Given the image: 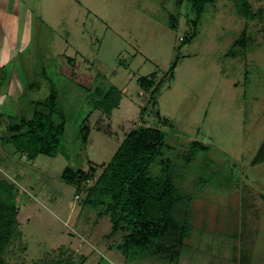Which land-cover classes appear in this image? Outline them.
I'll return each mask as SVG.
<instances>
[{"label":"rangeland","instance_id":"obj_1","mask_svg":"<svg viewBox=\"0 0 264 264\" xmlns=\"http://www.w3.org/2000/svg\"><path fill=\"white\" fill-rule=\"evenodd\" d=\"M248 2L262 20L241 18L234 0H215L191 38V17L173 0H0V139L9 119L31 117L49 83L66 117L54 158L31 161L0 145V178L14 186L19 208L7 263L168 264L126 260L116 249L123 234L109 237L101 207L61 179L67 168L107 165L124 135L146 124L164 132V158L194 198L178 264H264V163L252 165L264 141V0ZM243 31L251 38L245 58H226ZM174 64L153 106L138 80L156 75L159 83ZM109 87L122 94L119 108L109 118L92 111L83 147L88 96ZM192 142L206 152L187 165Z\"/></svg>","mask_w":264,"mask_h":264},{"label":"trees","instance_id":"obj_2","mask_svg":"<svg viewBox=\"0 0 264 264\" xmlns=\"http://www.w3.org/2000/svg\"><path fill=\"white\" fill-rule=\"evenodd\" d=\"M215 0H173L177 10L184 8L193 28V38L200 19ZM237 14L246 21L262 20L263 12H253L248 0H234ZM171 30L178 27V17L170 16L167 23ZM251 38L243 31L225 54L226 58L244 59L249 51ZM176 64L170 69V76L156 83V75L138 80L139 86L150 94V103L155 106L158 92L166 81H170ZM27 88L30 86H26ZM121 92L114 88L95 89L90 92L88 102L91 111L79 130L83 147L88 143L90 129L86 126L92 111L99 110L109 118L119 108ZM30 118L21 116L7 121L6 133L0 145L11 146L27 160L38 156L54 158L65 134L66 117L60 108L58 93L49 83V94L43 100L33 102ZM159 117V114H157ZM165 124L167 121H164ZM98 131L109 134L97 128ZM166 136L163 131L142 124L129 131L107 165H89L86 171L69 168L62 173L63 182L74 185L78 191H86V203L101 207L100 217L106 216L111 224L113 237L122 233V241L116 249L126 260L154 257L168 264H178L184 241L191 231V204L193 194L184 191L177 181L176 166L164 158ZM199 152L206 148L199 142H192L183 156L190 165ZM264 163V141L252 165ZM157 167L158 172L152 173ZM100 173L98 174V171ZM91 182L90 186L87 184ZM197 185V184H196ZM16 190L8 181L0 178V264H9L5 256L13 241L18 238L15 204ZM32 264H61L59 260H38ZM66 264H85L83 261H69Z\"/></svg>","mask_w":264,"mask_h":264}]
</instances>
